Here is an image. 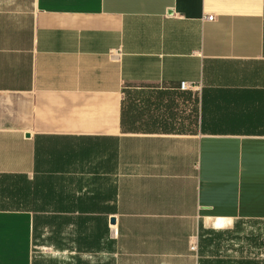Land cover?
<instances>
[{"label":"crops","instance_id":"obj_1","mask_svg":"<svg viewBox=\"0 0 264 264\" xmlns=\"http://www.w3.org/2000/svg\"><path fill=\"white\" fill-rule=\"evenodd\" d=\"M0 264H264V0H0Z\"/></svg>","mask_w":264,"mask_h":264},{"label":"built area","instance_id":"obj_2","mask_svg":"<svg viewBox=\"0 0 264 264\" xmlns=\"http://www.w3.org/2000/svg\"><path fill=\"white\" fill-rule=\"evenodd\" d=\"M209 19H212V16L208 17ZM195 85L191 82H188L187 80H182L179 83L178 89L180 91H188V90H194ZM190 249L195 251L197 249V245L195 242H191Z\"/></svg>","mask_w":264,"mask_h":264},{"label":"rangeland","instance_id":"obj_3","mask_svg":"<svg viewBox=\"0 0 264 264\" xmlns=\"http://www.w3.org/2000/svg\"><path fill=\"white\" fill-rule=\"evenodd\" d=\"M149 91H151V90H149ZM153 91H155V90H153ZM129 92L132 93L133 97L136 95V90H134V89H131V90L129 89ZM126 96H127V98H130L128 93L126 94ZM166 98L170 99L169 97H166Z\"/></svg>","mask_w":264,"mask_h":264}]
</instances>
